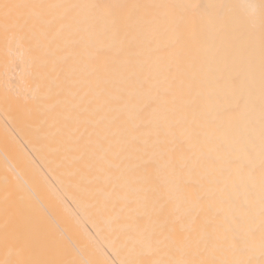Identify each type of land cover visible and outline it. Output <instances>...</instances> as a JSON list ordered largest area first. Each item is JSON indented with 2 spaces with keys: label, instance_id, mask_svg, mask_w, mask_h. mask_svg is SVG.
<instances>
[{
  "label": "bare ground",
  "instance_id": "obj_1",
  "mask_svg": "<svg viewBox=\"0 0 264 264\" xmlns=\"http://www.w3.org/2000/svg\"><path fill=\"white\" fill-rule=\"evenodd\" d=\"M3 3L59 6L20 11L51 22L39 43L56 60L73 58L77 77L71 87L83 98L81 109L100 112L85 113L92 123L81 124L73 137L66 90L53 85L39 104L26 101L18 87L17 62L38 42L12 33L6 38L0 27V261L261 264L264 0ZM98 51L104 58H96ZM93 68L95 74L89 75ZM146 79L177 94L175 103L165 106L170 120L181 122L173 128L175 137L188 139V154L198 161L205 183L212 181L208 186L216 193L212 207L220 210L219 232L236 227L233 217H240L241 247L222 242L198 254L181 251L179 237L191 231L187 221L175 225L176 243L166 242L150 254L139 243L141 233L157 230L154 223L138 220L145 198L152 202L156 195L170 209L179 202L173 178L163 167H138L152 151L134 139L136 112L148 100L141 87ZM46 90L33 89L31 95L39 98ZM80 133L83 139H77ZM156 139L154 125L151 141ZM188 180L185 176L184 183Z\"/></svg>",
  "mask_w": 264,
  "mask_h": 264
},
{
  "label": "snow or ice",
  "instance_id": "obj_2",
  "mask_svg": "<svg viewBox=\"0 0 264 264\" xmlns=\"http://www.w3.org/2000/svg\"><path fill=\"white\" fill-rule=\"evenodd\" d=\"M59 7L45 5H21V4H0V27L8 37L9 33L18 36L20 40H37L35 48L28 49V55L22 57L17 62L19 69L18 87L25 93L24 99L33 100L37 104L49 95L53 85L66 90L70 97L68 101L69 111L72 114L73 128L71 135L76 137L80 132V125H88L92 120L85 113L91 116L98 115L100 108L81 109L83 98L72 90V85L76 82L77 70L74 66L73 58L70 55L61 57L59 60L53 58L51 51L43 44L39 43L42 38H46L51 30V22L47 24L38 13H24L21 9L28 8ZM90 8L111 9L112 5H89ZM121 8L127 6H119ZM97 59L104 58V53L98 51ZM118 55V53H117ZM103 67L108 69V61L105 60ZM96 69L93 68L89 75H94ZM64 85L68 87L65 89ZM47 87L44 96L37 97L31 95L33 89ZM235 86V83H234ZM141 87L148 92V100L142 104L136 112L135 119L139 122L135 131L137 136L134 139L140 140L144 145L151 146L152 151L147 159H142L138 167L146 169L149 166L157 168L163 167L173 178L179 201L174 208H169L167 200H161L154 195L152 202L146 197L142 204V213L138 220L146 219L157 226V230L141 233L139 243L150 254L159 249V246L166 242L176 243L175 225L183 224L185 221L190 225L191 231L179 237V250L191 249L197 254L203 250L220 246L222 242H227L230 248H239L242 239L237 231L240 217H233V229L226 230L223 234L219 232L222 223L220 210L213 209L212 201L216 195L215 191L208 186L212 181L205 183L206 177L198 171V161L188 154L186 147L188 139H178L175 137L173 128L180 124L179 120H170L165 106L174 104L176 93L170 89L155 88L151 80H144ZM151 117V118H149ZM103 117L96 120L99 124ZM155 125L157 139L152 142V129ZM163 136V138H161ZM77 139H83V133ZM139 151V149H133ZM262 177H264V141H262ZM214 167V162L212 164ZM237 170H244L237 165ZM189 178L188 183H184V177ZM264 190V181H262ZM171 199V197L169 198ZM243 215V206L242 212ZM262 245L261 255L264 256V199H262ZM195 234V235H194ZM0 264H20L17 261H0ZM124 264H252V261L242 260H217V259H180L169 261H149V260H129ZM264 264V260L261 261Z\"/></svg>",
  "mask_w": 264,
  "mask_h": 264
}]
</instances>
